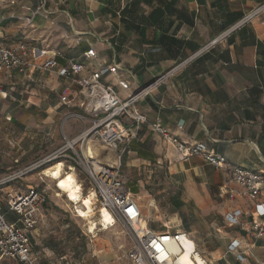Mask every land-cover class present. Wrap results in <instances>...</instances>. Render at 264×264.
<instances>
[{"label": "crops", "instance_id": "crops-1", "mask_svg": "<svg viewBox=\"0 0 264 264\" xmlns=\"http://www.w3.org/2000/svg\"><path fill=\"white\" fill-rule=\"evenodd\" d=\"M263 3L45 0L41 5V0H0V33L5 45L26 42L31 49L44 50V58L58 51L55 58L60 67L68 66L69 60L82 62L85 68L79 76L96 68L82 55L91 45L101 64L119 65L115 75L102 77L116 89L117 80H122L135 92L168 73L163 83L137 101V110L148 121L160 122L185 145L203 142L236 165L264 172V9L237 25ZM215 38L217 42L209 45ZM0 86V177L31 153L32 146L23 142L27 132L35 133L36 147L52 150L55 145L53 152L91 123L87 118L73 122L75 116H87L80 89L55 72H0ZM67 86L70 100L62 103L59 96ZM123 121L129 123L126 117ZM86 148L94 161L116 163V155L97 142L89 140ZM120 175L129 189H136L131 195L140 208L141 223L146 226V204L157 208L158 201L161 208H173V223L159 230L146 227L156 232H185L207 264L264 260V238L256 237L252 229L255 200L243 197L242 189L227 174L200 158L175 161L167 142L148 124L140 125ZM159 180L172 183L166 191L148 192L144 187ZM6 189L11 188L4 186L0 192ZM230 191L235 192L234 199L226 195ZM165 192L168 202L160 199ZM234 212L240 215L231 225L227 214ZM233 241L239 246L231 247ZM34 252L40 259V251L34 248ZM1 264L18 263L3 259Z\"/></svg>", "mask_w": 264, "mask_h": 264}, {"label": "built area", "instance_id": "built-area-1", "mask_svg": "<svg viewBox=\"0 0 264 264\" xmlns=\"http://www.w3.org/2000/svg\"><path fill=\"white\" fill-rule=\"evenodd\" d=\"M44 3L45 0H41V5ZM263 9L264 3L248 13L237 25L244 24ZM26 21L29 22L30 19L26 18ZM217 40L218 38H215L209 45L215 44ZM45 54L44 50L31 49L26 42L5 45L0 33V72L17 70L23 73L27 70H39L55 72L72 81L80 89L81 107L89 116L91 123L87 130L71 140H66L60 148L15 174L0 178V190L14 179L45 168L47 164L52 166L58 161L67 162V168H72L74 172L75 169H79L86 176L87 191L95 192L96 202L100 208H107L111 212L115 218L114 224L121 223L126 227L130 244L125 256L132 264H178V257L186 250L182 240L189 237L185 232L178 230L156 232L144 226L141 223L140 208L120 175L132 141L137 138L140 125L146 123L152 131L164 138L175 161L185 162L191 158H200L227 174L242 189L243 197L254 199L252 229L256 232V237L264 238V172L236 165L225 156L210 151L203 142L185 145L170 134L160 122L148 121L137 110V101L163 83L168 73L158 76L137 91L130 92L128 82L117 80L116 89L102 81L106 73L115 75L119 65L101 64L91 45L82 55L84 59L91 60L96 68L86 76H79L85 68L82 62L69 60L68 66L60 67L55 58L60 54L58 51L53 52L51 57L44 58ZM2 92L0 86V93ZM70 96L71 88L68 86L63 88L59 96L60 102H69ZM125 117L129 119L127 125L123 121ZM89 140L113 152L116 155V163L104 164L94 161L86 148ZM75 145L80 147L78 152L74 150ZM69 150L74 151L73 154H69ZM44 195L45 189L37 188H28L25 192L10 189L0 195V264L3 259L18 264H41L40 259L34 254L32 231L37 224V214L41 210ZM226 195L229 199H234L236 194L230 191ZM8 213L16 219L10 221L7 218ZM237 215L235 212L227 214V220L231 225L238 222ZM238 246L235 241L231 243L233 248ZM236 257L243 260L241 254H237ZM258 264H264V260Z\"/></svg>", "mask_w": 264, "mask_h": 264}, {"label": "rangeland", "instance_id": "rangeland-1", "mask_svg": "<svg viewBox=\"0 0 264 264\" xmlns=\"http://www.w3.org/2000/svg\"><path fill=\"white\" fill-rule=\"evenodd\" d=\"M2 106L3 103L0 99V109L3 108ZM77 114H82V112H77ZM85 118L90 119L88 115H79L72 119L74 120L73 122L77 123L83 121ZM89 126L90 124L81 130L79 134L87 130ZM34 134L35 133L27 132V134L23 136V142L32 146L31 153L26 155V159H24L22 164L13 166L11 169L5 171L6 174L0 178L15 174L20 167H25L34 163L41 157L43 158L48 155L49 151L51 152L56 148H53L54 145L52 150H50L51 147L45 148L44 145L41 147L39 144H37L36 147V143H34L35 139H32ZM11 135L14 136L15 134L11 133ZM12 136L10 137L13 138ZM58 137L59 134L56 135V139H58ZM79 148V145L74 146V150L77 152ZM73 152L72 150L68 151L69 154H73ZM49 165L50 164H47L46 167H49ZM64 165V169L68 170L66 166L68 163L64 162ZM43 170L44 167L5 184L11 189L20 191L32 186H35L38 190L45 189L44 196H46V200L37 214V224L32 231L33 240L36 242L35 248L40 251L41 264H129L124 258L125 251L130 244L126 227L121 223H117L106 231L98 230L95 233H88L85 225L86 222L76 216V211L73 208L74 205L64 195H58V190L55 187L54 181L43 176L41 173ZM75 171L76 178L82 185L83 194L86 195L88 193L86 176L79 169H75ZM36 172L41 174L40 179L37 177ZM141 177L146 178L144 175ZM171 183L172 182L168 180H159L154 185L149 182L148 185H144V187L148 192H157L163 189L166 191ZM129 190L132 194L136 191L132 186ZM2 194L3 193L0 192V195ZM150 195L152 196L153 194ZM151 196L149 199H152ZM136 197H139V201L144 200V198L140 196ZM161 197L160 199L162 201L165 199L168 202L166 192L162 193ZM157 204V208H149L146 204L143 218L144 224L155 230L162 229V225L165 223H173V217L175 216L173 208L168 209L164 206L161 208L158 201ZM99 207L100 206L95 200L93 208L96 214L100 209ZM42 248L44 249L42 250Z\"/></svg>", "mask_w": 264, "mask_h": 264}, {"label": "bare ground", "instance_id": "bare-ground-1", "mask_svg": "<svg viewBox=\"0 0 264 264\" xmlns=\"http://www.w3.org/2000/svg\"><path fill=\"white\" fill-rule=\"evenodd\" d=\"M64 167V163L58 161L52 166L44 168L42 175L52 179L58 190V195H64L74 205L76 216L86 222L88 233H95L98 230L106 231L114 226L115 218L107 208L99 207L98 213L94 212L95 192L89 190L86 195L83 194L82 185L76 178V171L74 172L72 168L65 170ZM182 243L186 250L181 252L178 257V264H207L200 253L194 250L195 246L190 239L184 238Z\"/></svg>", "mask_w": 264, "mask_h": 264}, {"label": "trees", "instance_id": "trees-1", "mask_svg": "<svg viewBox=\"0 0 264 264\" xmlns=\"http://www.w3.org/2000/svg\"><path fill=\"white\" fill-rule=\"evenodd\" d=\"M45 200H46V196H44L43 203H44ZM43 203H42V205H43ZM7 218L11 221V219H13V216L10 213H8L7 214ZM34 248H35V245H34Z\"/></svg>", "mask_w": 264, "mask_h": 264}]
</instances>
